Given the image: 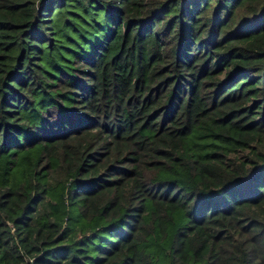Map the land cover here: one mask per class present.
I'll return each instance as SVG.
<instances>
[{
	"label": "trees",
	"instance_id": "obj_1",
	"mask_svg": "<svg viewBox=\"0 0 264 264\" xmlns=\"http://www.w3.org/2000/svg\"><path fill=\"white\" fill-rule=\"evenodd\" d=\"M0 264H264V0H0Z\"/></svg>",
	"mask_w": 264,
	"mask_h": 264
}]
</instances>
